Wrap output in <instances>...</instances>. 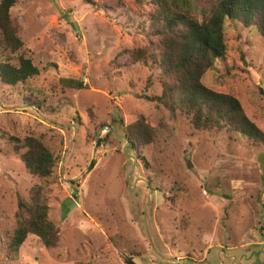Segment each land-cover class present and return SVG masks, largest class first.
<instances>
[{"label": "rangeland", "instance_id": "374dc122", "mask_svg": "<svg viewBox=\"0 0 264 264\" xmlns=\"http://www.w3.org/2000/svg\"><path fill=\"white\" fill-rule=\"evenodd\" d=\"M91 1L18 0L10 10L22 47L0 60L23 55L38 75L0 82V264H264V146L195 131L148 100L161 93L158 71L130 52L156 49L142 25L153 6ZM218 1L186 3L200 22ZM226 47L220 71L201 82L233 96L264 133V38L236 26ZM140 117L154 138L130 149L124 130ZM10 137L50 151L48 179L27 173ZM37 188L57 245L30 235L6 254L18 196L29 202Z\"/></svg>", "mask_w": 264, "mask_h": 264}, {"label": "trees", "instance_id": "16d2710c", "mask_svg": "<svg viewBox=\"0 0 264 264\" xmlns=\"http://www.w3.org/2000/svg\"><path fill=\"white\" fill-rule=\"evenodd\" d=\"M135 1L153 6L154 10L142 25H147L148 34L156 39V49L130 52L133 62L150 61L158 71L161 93L146 98L165 108L171 117L181 116L195 131H224L231 138L264 146V133L245 116L239 102L231 95L207 89L201 82L208 71H220L218 64L224 62L227 52L228 29L237 26L264 38V0H219L210 15L200 22L190 15L186 0ZM17 2L0 0V54L12 57L22 47L18 29L10 18V10ZM87 2L92 4L91 0ZM12 57L0 60L2 85L15 87L38 75L30 59L18 55L13 64ZM154 134L142 117L124 130L130 149L136 143L142 146L151 143ZM8 143L29 175L40 180L51 176L54 159L40 141L10 137ZM39 192L37 188L29 202L18 196L17 227L9 238L6 254L16 256L30 235L36 236L46 249L57 245L58 230L47 220L48 209ZM125 264L134 263L127 258Z\"/></svg>", "mask_w": 264, "mask_h": 264}, {"label": "water", "instance_id": "95a60500", "mask_svg": "<svg viewBox=\"0 0 264 264\" xmlns=\"http://www.w3.org/2000/svg\"><path fill=\"white\" fill-rule=\"evenodd\" d=\"M106 129H108V127H104V128H102V130H106ZM126 144H128L127 141H126Z\"/></svg>", "mask_w": 264, "mask_h": 264}]
</instances>
